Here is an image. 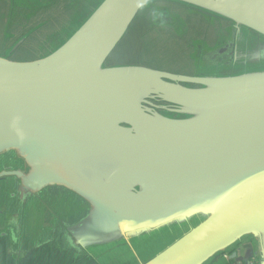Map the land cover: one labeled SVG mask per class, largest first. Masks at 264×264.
<instances>
[{"label":"water","instance_id":"water-1","mask_svg":"<svg viewBox=\"0 0 264 264\" xmlns=\"http://www.w3.org/2000/svg\"><path fill=\"white\" fill-rule=\"evenodd\" d=\"M157 7L220 17L221 54L236 58L256 43L250 69L191 77L108 65L142 12L171 15ZM84 17L61 43L47 35L33 60L0 56L7 259L20 264L46 248L69 264L91 247L124 243L130 264H208L218 254L264 264V69L252 71L264 65V0H99ZM39 201L38 235L12 236L7 223ZM174 225L180 236L138 255L132 240L142 246Z\"/></svg>","mask_w":264,"mask_h":264},{"label":"rangeland","instance_id":"rangeland-1","mask_svg":"<svg viewBox=\"0 0 264 264\" xmlns=\"http://www.w3.org/2000/svg\"><path fill=\"white\" fill-rule=\"evenodd\" d=\"M98 2L99 0H0V56L18 62L35 59L48 46L45 43L47 35L55 32V43H61ZM164 8L155 9L156 12H161ZM185 8L189 10L188 7ZM165 9L171 14L166 18L167 21L161 23L158 18L153 17L150 25L144 30L141 28H144L146 12H142L107 64L138 65L155 70H178L184 73H194L192 69L194 68L201 76L235 75L246 73L250 69L248 65L251 64V54L256 48V43L252 48L251 46L239 48L237 59L234 55L230 57L221 54L215 47L226 40L227 34H218L220 27L216 26L219 21L217 18L193 15L192 11L181 12L183 8H169V11L168 8ZM194 23L197 30L190 27ZM198 38L206 41L197 42ZM21 39H24L21 46L14 52H9L11 46ZM23 43L25 45H22ZM229 43L228 40L227 45ZM194 48L204 49L207 55L213 53L212 56L215 58L212 63L208 60L207 65L201 63L199 58L202 57L196 55ZM207 48L215 49L209 52ZM254 66L252 71L264 69L263 64L260 67ZM1 165L0 163V167ZM26 205L16 222L7 223V230L12 236L30 238L39 233L37 226L41 224L42 219L38 208L42 210V201L37 202V206L33 202ZM12 225L16 227L15 233L11 230ZM45 231L49 233L48 229ZM180 234L181 229L174 225L142 237V246L137 244V240H132L131 243L140 257L147 258L162 250ZM129 251L130 248L124 243L91 247L79 264H96L89 259H95L99 264H130L132 259Z\"/></svg>","mask_w":264,"mask_h":264},{"label":"flooded vegetation","instance_id":"flooded-vegetation-1","mask_svg":"<svg viewBox=\"0 0 264 264\" xmlns=\"http://www.w3.org/2000/svg\"><path fill=\"white\" fill-rule=\"evenodd\" d=\"M191 14H193V15H200V16H203V17H207V18H218V19H220V17H218V16H215V15H211V14H208V13H206V12H199V13H195V12H192ZM145 15V17H144V23H143V26H144V28H141V30H144L145 29V27H148L149 25H150V21H152V18L153 17H156V18H158L160 21H162L161 23H163V21H166V20H164L166 17L164 16V14H160V13H155V12H147V13H145L144 14ZM173 22V21H172ZM186 27V25L183 27V28H185ZM190 27L192 28V29H194V30H197V28H196V25H195V23L194 24H192V25H190ZM197 35H199V33L197 34ZM232 35V34H231ZM235 36L236 35H232V42H234V44L235 43H237V42H239L238 41V36H237V38H235ZM197 42H200V43H202V41H206V39H201V38H198L197 40H196ZM224 43V42H223ZM223 43H221V44H219V45H217L215 48L217 49L218 48V52L220 53V52H222L224 49H223ZM191 44V43H190ZM22 45H25L24 43L22 44ZM21 46V44L19 45V47ZM191 47H192V44L190 45ZM205 46H207V45H205ZM18 47V48H19ZM17 48V49H18ZM215 48H213V49H215ZM213 49L212 50H210V49H208L207 48V51H209V52H213ZM260 49H263V47L262 46H260ZM194 51H196V55H200L202 58H199L200 59V62L201 63H204V65H207V60H208V62L209 63H212V61H213V58H215V57H213L212 56V53L210 54V55H207V53H204L205 52V50L203 49V50H200L199 48H194ZM230 51V50H229ZM226 53V52H225ZM225 53H223V54H225ZM232 54L234 55V50H233V52H232ZM230 55V54H229ZM231 57V56H230ZM236 59H237V57H236ZM261 62V61H260ZM193 69V71H194V73H184V72H182V71H174V70H172V71H169V70H164L165 72H169V73H171V74H175V75H178V74H182V75H187V76H191V77H207V76H201L199 73H196L195 72V69L194 68H192ZM190 88H201L202 86H198V87H196V86H189ZM153 103L155 104V105H159V106H166L167 108H172V106H169V105H167V104H164V103H161V102H159V101H153ZM159 113H161V114H164V115H168L167 113H166V111H164V110H159L158 111ZM55 193H50L49 195H54ZM58 236H60L59 237V240H61V244H65V242H64V234L62 233V232H59L58 233ZM62 237V238H61ZM9 249V242H8V238L7 237H2V238H0V250H1V253H2V255H0V264H12L11 262H10V259L8 260L7 259V257H6V252H7V250ZM40 252L41 251H46L47 253H48V257H47V261L44 263V264H65L66 262H67V259H66V257L64 256V255H60L59 257H57V256H55V257H53V258H51V255L49 254V252L46 250V248H42V249H40L39 250ZM35 254V253H34ZM34 254H27L26 255V257L23 259V260H25L28 256H30V255H34ZM81 260V259H80ZM80 260H78V261H80ZM21 264V263H20Z\"/></svg>","mask_w":264,"mask_h":264},{"label":"trees","instance_id":"trees-1","mask_svg":"<svg viewBox=\"0 0 264 264\" xmlns=\"http://www.w3.org/2000/svg\"><path fill=\"white\" fill-rule=\"evenodd\" d=\"M0 255H2L1 250ZM47 257L48 253L46 251H38L34 255L28 256L21 262V264H44L47 261ZM79 262L80 261L78 260L72 261L70 264H79ZM208 264H232V261H228L227 259H225L224 255L218 254Z\"/></svg>","mask_w":264,"mask_h":264},{"label":"built area","instance_id":"built-area-1","mask_svg":"<svg viewBox=\"0 0 264 264\" xmlns=\"http://www.w3.org/2000/svg\"><path fill=\"white\" fill-rule=\"evenodd\" d=\"M224 257L227 259L226 256ZM232 264H257V261L254 258H251L248 261H232Z\"/></svg>","mask_w":264,"mask_h":264},{"label":"crops","instance_id":"crops-1","mask_svg":"<svg viewBox=\"0 0 264 264\" xmlns=\"http://www.w3.org/2000/svg\"><path fill=\"white\" fill-rule=\"evenodd\" d=\"M244 252V251H243Z\"/></svg>","mask_w":264,"mask_h":264}]
</instances>
